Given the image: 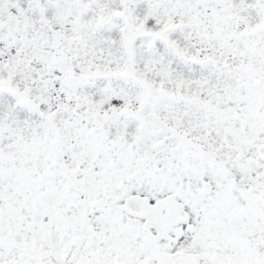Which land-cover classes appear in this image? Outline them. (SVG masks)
Instances as JSON below:
<instances>
[{"label":"snow or ice","instance_id":"snow-or-ice-1","mask_svg":"<svg viewBox=\"0 0 264 264\" xmlns=\"http://www.w3.org/2000/svg\"><path fill=\"white\" fill-rule=\"evenodd\" d=\"M0 264H264V0H0Z\"/></svg>","mask_w":264,"mask_h":264}]
</instances>
